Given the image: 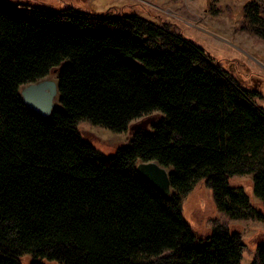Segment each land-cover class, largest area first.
I'll return each instance as SVG.
<instances>
[{
	"label": "trees",
	"instance_id": "1",
	"mask_svg": "<svg viewBox=\"0 0 264 264\" xmlns=\"http://www.w3.org/2000/svg\"><path fill=\"white\" fill-rule=\"evenodd\" d=\"M244 13L264 40V4ZM153 18L0 0V264H242L243 229L215 218L201 236L183 204L204 182L220 215L264 225L231 185L252 176L264 208V76ZM52 73L59 106L47 118L20 91ZM146 117L151 129H133ZM80 122L130 130L131 141L108 156ZM142 161L170 171L169 196L141 176ZM251 264H264V243Z\"/></svg>",
	"mask_w": 264,
	"mask_h": 264
},
{
	"label": "rangeland",
	"instance_id": "2",
	"mask_svg": "<svg viewBox=\"0 0 264 264\" xmlns=\"http://www.w3.org/2000/svg\"><path fill=\"white\" fill-rule=\"evenodd\" d=\"M10 5H16L28 0H3ZM54 9L62 10L73 6L81 10L102 12L109 7H124L147 19L161 16L166 21L175 24L188 37L195 39L218 58L237 59L249 69L264 76V40L254 33L248 15L244 13L247 4H264V0H38ZM153 16V17H152ZM222 67L227 68L223 64ZM48 79L56 81L55 73ZM257 81V80H255ZM262 95L257 103L264 107V85ZM59 106L58 101L56 102ZM149 117L135 121L141 123ZM133 123V124H134ZM79 129L84 137L97 146L108 156L117 149L127 146L131 141V131L118 134L110 130L93 126L88 122H80ZM151 129L150 123L146 127ZM252 176L236 177L231 181L232 186L243 187L251 197L257 209L264 213L262 204L253 193ZM183 215L187 223L201 236H206L213 229V221L219 218L230 225L240 226L245 238V250L242 264H251L255 258L256 248L264 243L263 238L255 240V234L264 233V225L255 213L247 221H232L220 215L212 199V191L202 182L183 204ZM256 236V237H255ZM22 264H31L32 257L21 258ZM42 264H60L56 261L42 260Z\"/></svg>",
	"mask_w": 264,
	"mask_h": 264
},
{
	"label": "water",
	"instance_id": "3",
	"mask_svg": "<svg viewBox=\"0 0 264 264\" xmlns=\"http://www.w3.org/2000/svg\"><path fill=\"white\" fill-rule=\"evenodd\" d=\"M20 94L25 105L43 117H50L57 108L58 84L51 79H43L36 83H30L22 87ZM155 117L148 118L141 123H137L135 128H146L148 123H153ZM137 169L141 176L154 185L162 194H171L170 171L155 161L139 162Z\"/></svg>",
	"mask_w": 264,
	"mask_h": 264
},
{
	"label": "bare ground",
	"instance_id": "4",
	"mask_svg": "<svg viewBox=\"0 0 264 264\" xmlns=\"http://www.w3.org/2000/svg\"><path fill=\"white\" fill-rule=\"evenodd\" d=\"M57 102V101H56ZM57 106V105H56Z\"/></svg>",
	"mask_w": 264,
	"mask_h": 264
}]
</instances>
